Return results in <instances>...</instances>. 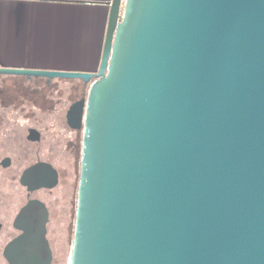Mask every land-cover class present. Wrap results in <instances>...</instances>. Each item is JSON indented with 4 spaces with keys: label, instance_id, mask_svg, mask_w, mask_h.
<instances>
[{
    "label": "water",
    "instance_id": "obj_1",
    "mask_svg": "<svg viewBox=\"0 0 264 264\" xmlns=\"http://www.w3.org/2000/svg\"><path fill=\"white\" fill-rule=\"evenodd\" d=\"M68 264H264V0H111ZM13 264H50L44 205Z\"/></svg>",
    "mask_w": 264,
    "mask_h": 264
},
{
    "label": "flooded vegetation",
    "instance_id": "obj_2",
    "mask_svg": "<svg viewBox=\"0 0 264 264\" xmlns=\"http://www.w3.org/2000/svg\"><path fill=\"white\" fill-rule=\"evenodd\" d=\"M90 83L0 73V264H13L11 245L24 231L21 216L37 205L48 213L50 264L55 261L58 217L71 213L74 205L76 212L80 113Z\"/></svg>",
    "mask_w": 264,
    "mask_h": 264
},
{
    "label": "crops",
    "instance_id": "obj_3",
    "mask_svg": "<svg viewBox=\"0 0 264 264\" xmlns=\"http://www.w3.org/2000/svg\"><path fill=\"white\" fill-rule=\"evenodd\" d=\"M111 0H0V67L95 72Z\"/></svg>",
    "mask_w": 264,
    "mask_h": 264
},
{
    "label": "rangeland",
    "instance_id": "obj_4",
    "mask_svg": "<svg viewBox=\"0 0 264 264\" xmlns=\"http://www.w3.org/2000/svg\"><path fill=\"white\" fill-rule=\"evenodd\" d=\"M80 177V168H79ZM75 205L72 212L67 215H62L58 217V233L56 235L54 245L55 251V261L53 264H68V259L70 255L71 244L73 241L74 225H75ZM54 237V238H55ZM5 263V262H4Z\"/></svg>",
    "mask_w": 264,
    "mask_h": 264
}]
</instances>
